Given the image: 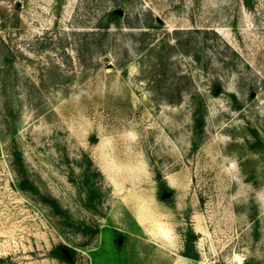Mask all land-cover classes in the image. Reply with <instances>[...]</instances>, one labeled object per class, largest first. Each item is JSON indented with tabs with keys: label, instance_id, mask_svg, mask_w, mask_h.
<instances>
[{
	"label": "rangeland",
	"instance_id": "obj_1",
	"mask_svg": "<svg viewBox=\"0 0 264 264\" xmlns=\"http://www.w3.org/2000/svg\"><path fill=\"white\" fill-rule=\"evenodd\" d=\"M248 1L0 0V264H66L60 244L68 264H264V0Z\"/></svg>",
	"mask_w": 264,
	"mask_h": 264
},
{
	"label": "trees",
	"instance_id": "obj_2",
	"mask_svg": "<svg viewBox=\"0 0 264 264\" xmlns=\"http://www.w3.org/2000/svg\"><path fill=\"white\" fill-rule=\"evenodd\" d=\"M108 18V23H115L118 25L119 20H120V14L117 12H110L107 16ZM108 25L100 26L99 28L103 31L106 32L108 29ZM95 35V33H92ZM202 119L203 117L196 118V123L198 126H202ZM94 141V140H93ZM11 167L12 170L14 171L15 175H17V186L19 190L22 192L30 193L32 195H37L36 188L34 185L29 181V179L25 176V170L23 166V161L21 158V154L19 152H14L12 156V162H11ZM158 181H160V176L158 177ZM86 186L92 190V187L89 183H86ZM170 198V197H169ZM40 199L42 200L43 203L47 204L51 210L56 213L60 214L61 211L59 210L58 205L54 200H50L45 198L44 196H40ZM95 233V231H94ZM195 239V236L193 233H189L187 235L186 241H185V249L184 252L181 254L185 258L193 259L194 258V253H193V241ZM74 250L65 246V245H57L55 246L51 251H50V256L54 259H57L58 261L62 263H70L71 260L74 259Z\"/></svg>",
	"mask_w": 264,
	"mask_h": 264
},
{
	"label": "water",
	"instance_id": "obj_3",
	"mask_svg": "<svg viewBox=\"0 0 264 264\" xmlns=\"http://www.w3.org/2000/svg\"><path fill=\"white\" fill-rule=\"evenodd\" d=\"M246 3H247V6H249V1H248V0H247V2H246Z\"/></svg>",
	"mask_w": 264,
	"mask_h": 264
}]
</instances>
